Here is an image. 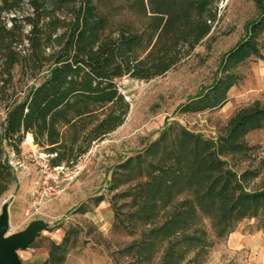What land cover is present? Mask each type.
<instances>
[{"label": "trees", "instance_id": "trees-1", "mask_svg": "<svg viewBox=\"0 0 264 264\" xmlns=\"http://www.w3.org/2000/svg\"><path fill=\"white\" fill-rule=\"evenodd\" d=\"M260 14L247 26L245 37L223 58L221 73L181 112L216 110L228 101L237 77L230 71L252 57L262 58L259 37L264 34V0H255ZM221 0H0V198L17 183L12 160L22 157L28 135L51 156L53 166H72L78 159L122 127L130 105L117 80L125 77L151 81L164 77L191 58L209 40L219 21ZM33 82L14 88L15 71ZM38 79L40 81L38 82ZM264 129V107L255 103L233 121L220 145L184 130L177 148H166L168 158L150 163L154 173L138 185L134 203L138 219L147 225L189 193L202 214L213 216L221 235L234 232L246 219L264 215V189L246 191L245 182L222 161L226 153H244L240 141ZM149 148L155 156L162 140ZM134 159L121 167L129 169ZM165 162L167 166L163 165ZM137 187V186H136ZM190 203V202H189ZM183 207L185 203L181 204ZM195 212H171L168 220L146 233L140 260L158 240L168 243L161 264H184L187 254L202 249L199 238L188 234ZM185 234L173 241L174 236ZM187 233V234H186ZM68 235L51 243L45 264H63ZM198 255L188 260L191 264Z\"/></svg>", "mask_w": 264, "mask_h": 264}, {"label": "rangeland", "instance_id": "rangeland-1", "mask_svg": "<svg viewBox=\"0 0 264 264\" xmlns=\"http://www.w3.org/2000/svg\"><path fill=\"white\" fill-rule=\"evenodd\" d=\"M259 14L255 0H221L219 21L211 38L205 40L191 58L164 77L151 81L118 79L119 90L130 105L125 124L92 148L91 162L82 177L60 199L46 204L35 217H30L29 210L38 179L37 169L30 163L16 167L17 183L0 198V213L3 205L9 204L8 234L24 231L34 220L47 225L29 249L18 252L23 264H41L48 258L51 243H61L65 235L69 238L65 264H161L168 243L158 240L145 253V260H140L138 249L141 242L147 240L146 233L151 228L160 226L169 219L171 212L178 210L195 212V218L189 221L188 234L196 235L202 246L200 251L195 248L188 252L184 264L196 255L198 257L191 264H264L257 262L251 251H231L226 244L229 234L221 235L223 228L213 218L216 214H202L191 205L194 201L189 193L175 195L173 203L150 225L138 219L141 204L134 203L138 185L147 182L148 175L154 173L150 163L169 157L164 149L178 147L182 130L218 146L241 112L251 109L255 103L264 107L262 34L258 39L262 58L252 57L232 67L230 72L237 77V82L223 107L199 113L180 110L183 104L214 82L222 72L224 56L245 37L248 24ZM32 83L20 78L18 69L15 71L17 92ZM3 117L0 102V118ZM160 138H163V150L154 156L149 148ZM240 142L245 152L226 153L222 161L239 177L246 171L256 172L257 176L244 186L248 192L260 191L264 189V129L249 133ZM131 158L134 159L132 166L123 169L121 165ZM251 220L241 223L248 224ZM256 222L264 226V215L256 218ZM184 235L174 236L173 241ZM262 255L264 261V253Z\"/></svg>", "mask_w": 264, "mask_h": 264}, {"label": "built area", "instance_id": "built-area-1", "mask_svg": "<svg viewBox=\"0 0 264 264\" xmlns=\"http://www.w3.org/2000/svg\"><path fill=\"white\" fill-rule=\"evenodd\" d=\"M93 155V150L80 157L72 166H53L51 156L42 150L31 151L22 155L18 160L10 159V165L23 167L30 163L37 169L36 189L32 195L29 215L35 217L48 203L60 199L72 185H74L88 168Z\"/></svg>", "mask_w": 264, "mask_h": 264}, {"label": "water", "instance_id": "water-1", "mask_svg": "<svg viewBox=\"0 0 264 264\" xmlns=\"http://www.w3.org/2000/svg\"><path fill=\"white\" fill-rule=\"evenodd\" d=\"M9 229V204L6 203L0 213V264H23L18 252L29 249L41 237L47 225L34 220L22 232L9 235Z\"/></svg>", "mask_w": 264, "mask_h": 264}, {"label": "crops", "instance_id": "crops-1", "mask_svg": "<svg viewBox=\"0 0 264 264\" xmlns=\"http://www.w3.org/2000/svg\"><path fill=\"white\" fill-rule=\"evenodd\" d=\"M37 149L39 150V148L34 145L33 138L30 139L28 135L26 141L22 145V155L28 154L29 152L35 151ZM8 155L12 158L13 152L9 150ZM258 223L259 222H256L255 218H253L248 224L241 223L239 228L229 234L226 244L228 248L234 252H239L242 250L251 251V255L255 258V260L261 263L264 262L262 259V254L264 253V226L259 225ZM257 255L258 257H256ZM67 257L68 255H66V259L63 264L66 263ZM48 258L41 264H45Z\"/></svg>", "mask_w": 264, "mask_h": 264}, {"label": "bare ground", "instance_id": "bare-ground-1", "mask_svg": "<svg viewBox=\"0 0 264 264\" xmlns=\"http://www.w3.org/2000/svg\"><path fill=\"white\" fill-rule=\"evenodd\" d=\"M29 138L31 139V138H32V136H31V135H29Z\"/></svg>", "mask_w": 264, "mask_h": 264}]
</instances>
